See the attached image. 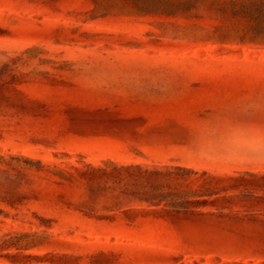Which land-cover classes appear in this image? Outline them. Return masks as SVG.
<instances>
[{
	"label": "rangeland",
	"instance_id": "rangeland-1",
	"mask_svg": "<svg viewBox=\"0 0 264 264\" xmlns=\"http://www.w3.org/2000/svg\"><path fill=\"white\" fill-rule=\"evenodd\" d=\"M139 163L190 168L153 178L181 195L157 205L140 176L122 196L136 178L114 168ZM248 190L264 0H0V264H264L251 219L160 210Z\"/></svg>",
	"mask_w": 264,
	"mask_h": 264
},
{
	"label": "trees",
	"instance_id": "trees-1",
	"mask_svg": "<svg viewBox=\"0 0 264 264\" xmlns=\"http://www.w3.org/2000/svg\"><path fill=\"white\" fill-rule=\"evenodd\" d=\"M173 169L177 172L175 173V180H178V177L184 171H191L190 168L185 166H178V165H158V164H129L123 165L120 167L114 168L118 174H121L123 171L130 172L131 175L134 174L135 183L133 184L132 188H123L121 189V195H129L135 196L139 195V177L145 176L148 179L144 182L145 186H148V189L145 190L147 193L146 198L149 201L157 200L155 204L160 205L164 199L167 197L174 195L180 196L179 187L175 186L171 190L173 191H166V190H159L157 184L152 182L154 177L158 175H165V171L163 169ZM105 171V170H103ZM122 179V178H120ZM143 185V186H144ZM162 189V188H161ZM151 192V193H150ZM143 193V194H145ZM175 203L172 204L173 207L171 209H166L165 207L160 208V210L167 211L171 213V220L179 226L180 219L187 218L194 214H202L212 218L217 224H220L226 220H244V218L251 219L258 227L264 226V193H261L256 190L246 191L245 193L235 194L232 191L229 193H222L220 191H215L210 194L204 195H195V198H187L184 201H174ZM125 214H129L132 211H135L136 207L125 206L121 208ZM133 214H130L131 216ZM136 216V214L134 215ZM134 218V217H133ZM178 230L181 229L178 228ZM182 238L184 237L183 233H180ZM264 251V248L259 247L254 251ZM247 251L244 248H237L233 250V252L239 254ZM217 252V251H216ZM104 254V253H100ZM102 264V263H100ZM119 264V261L118 263Z\"/></svg>",
	"mask_w": 264,
	"mask_h": 264
}]
</instances>
